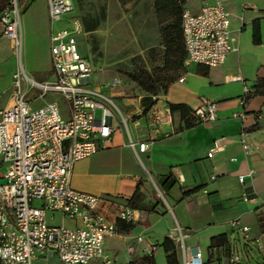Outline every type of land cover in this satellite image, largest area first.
<instances>
[{
	"label": "built area",
	"instance_id": "2783aa9c",
	"mask_svg": "<svg viewBox=\"0 0 264 264\" xmlns=\"http://www.w3.org/2000/svg\"><path fill=\"white\" fill-rule=\"evenodd\" d=\"M19 1L0 0L2 33L13 41L17 53L21 47ZM47 1L54 79L35 81L22 68V72L14 75L10 103L0 110V261L33 264L39 255L56 257L58 264H92L100 260L111 264L104 250V240L123 233L117 221L133 223L138 219V210L121 204L116 217L109 218L102 210L105 199L73 187L72 171L78 161L103 149L120 127L128 131L129 146L135 151L146 152L150 143L134 141L129 117L115 102L121 80L114 78L102 85L93 84L95 68L81 53L79 45L84 31L82 20L69 17L65 25L54 26L74 9L73 1ZM230 27V13L220 1L203 6L197 13L185 9L182 16L185 63L222 65L236 50ZM34 89L41 99L49 92L62 94L66 107L61 108L58 102L51 101L34 109L28 98ZM251 91L245 83L243 103ZM97 109L101 110L100 119L96 118ZM173 112L169 105L151 103L139 114H146L151 125L159 128L171 123ZM117 113L122 116L123 124ZM191 115L194 123H212L217 120V104L203 101L192 109ZM236 116L245 117V113ZM133 123L139 126L140 120L135 118ZM246 134L244 131L240 134V141L249 154L253 147L246 141ZM225 139L223 136L214 140L208 157L224 150ZM253 174L254 170L249 169L239 176V181L244 183ZM178 177L182 180L181 175ZM48 213H51L50 219ZM56 213L61 216L59 225L52 224ZM241 230L250 239V227L243 225ZM174 238L181 252V264H204L200 247L186 246L180 229ZM136 240L143 244L147 255L157 252L158 245L145 235H138ZM127 250L133 253L134 248L129 245ZM240 262V252L233 251L229 264Z\"/></svg>",
	"mask_w": 264,
	"mask_h": 264
},
{
	"label": "crops",
	"instance_id": "0c3cea01",
	"mask_svg": "<svg viewBox=\"0 0 264 264\" xmlns=\"http://www.w3.org/2000/svg\"><path fill=\"white\" fill-rule=\"evenodd\" d=\"M217 1L230 13L236 50L220 66L202 65L208 68L207 75L197 72L200 64H186L184 59L187 67L178 69L163 99L156 103L157 106L181 103L194 109L203 101H213L217 104V120L185 127L180 111H174L171 123L156 128L146 114H139L144 107L138 101L127 117L132 127H142L144 133L134 137L130 125L129 130L134 141H149V149L135 151L129 146L128 131L120 127L103 149L74 165V188L85 192H89L88 188H102L108 195H117L119 205H130L129 198L141 182L144 206L135 208L138 219L133 222V230L123 232L125 249L129 245L135 248L133 253L124 252L123 264L147 255L143 244L136 240L138 235L153 242L164 241L166 236L177 237L178 229L185 235L186 246L200 247L204 264H229L235 250L241 254L240 264H264V230L259 222L260 216H264V96H252L248 102H242L244 84L252 87L258 77H264V0H186L185 9L197 13ZM256 19L261 22L263 42L259 45L252 40ZM22 20L25 32L34 33L50 44L48 1L38 4L32 0L21 17V25ZM132 104L124 103V107ZM241 112L245 117L236 116ZM135 118L140 120L139 126L134 125ZM243 131L253 147L249 154L240 141ZM223 136L224 150L208 157L214 140ZM249 169L254 170L253 176L241 183L239 176ZM146 170L163 194L155 193L146 181ZM102 210L111 219L118 213L113 205H104ZM243 225L250 227V239L241 230ZM220 234L228 237V251L225 247H210L211 238ZM153 257L156 264L160 261L168 264L165 250L161 259L158 252Z\"/></svg>",
	"mask_w": 264,
	"mask_h": 264
},
{
	"label": "rangeland",
	"instance_id": "374dc122",
	"mask_svg": "<svg viewBox=\"0 0 264 264\" xmlns=\"http://www.w3.org/2000/svg\"><path fill=\"white\" fill-rule=\"evenodd\" d=\"M31 1H19L21 17H23V13ZM42 1L37 0V3H42ZM72 1L74 9L69 14L64 15L62 22H57L54 26L65 25L66 18L71 17V15L82 19L84 31L79 39V44L81 51L91 60L95 68L93 84L102 85L114 78H119L121 80L118 88L120 94H116L115 102L125 116H127V112L132 111L138 105V101L141 103V98L144 96L153 95L156 99L153 103L163 99L169 82L187 66L183 62L179 71L164 67L167 48L161 33L160 17L155 10V0ZM22 68L35 81L53 80L50 44L39 39L34 33L25 32L22 20L21 47L17 53L13 41L4 37L0 25V110L10 103L14 93V75ZM145 71L152 76L157 90L156 94L142 88L130 76V74L141 75ZM23 86L26 89V83ZM37 96L38 91L36 89L28 94L34 109L51 101L58 102L61 108L66 107L64 96L60 93L49 92L42 99L37 98ZM128 102L133 104L124 107V103ZM117 117L123 124L120 113H117ZM96 118H101L100 109L96 111ZM127 119L134 137L144 133L142 127H132V121ZM135 161L145 171L139 160L135 159ZM145 177L155 193L163 194L148 170L145 172ZM88 191L105 199L103 206L113 205L118 208L120 200H118L117 195H108L102 188H88ZM109 196L113 199H110ZM56 215L57 218L52 224L59 225L61 224V216L59 213ZM50 216L51 213H48V219ZM66 224H70L68 219H66ZM123 236L124 234L121 233L114 237H106L104 240V250L105 253L109 254L112 260L111 264H123L121 261L124 259V252L127 250ZM154 243L158 245L157 252L161 259V254L164 253L163 241H154ZM132 246L135 248L134 245ZM133 261L134 264L139 262L137 258H134ZM33 264H58V261H56V257L38 255ZM98 264L104 263L100 260ZM157 264L162 263L160 261Z\"/></svg>",
	"mask_w": 264,
	"mask_h": 264
},
{
	"label": "trees",
	"instance_id": "16d2710c",
	"mask_svg": "<svg viewBox=\"0 0 264 264\" xmlns=\"http://www.w3.org/2000/svg\"><path fill=\"white\" fill-rule=\"evenodd\" d=\"M186 0H155L154 6L161 21V33L167 48V56L165 59L164 67L168 69L178 70L185 59V48L183 41L182 31V16L185 11ZM2 6V5H1ZM1 9V7H0ZM252 40L256 45L262 44V32L260 19H256L253 22ZM197 72L202 75L208 74V68L202 65H198ZM130 76L144 89L156 94V87L152 76L147 71L142 72L141 75L130 74ZM152 82V83H151ZM151 83V84H148ZM252 91L245 97V102H248L252 96L263 95L264 96V77H258L251 87ZM173 111H180L181 118L184 121L185 127H191L195 123L192 120V109L186 104H168ZM169 179V178H168ZM167 179V180H168ZM141 182L137 185V188L133 195L129 198V204L133 208H139L144 206L142 204L144 200V193L141 191ZM259 222L261 228L264 230V216H260ZM118 227L122 232H130L135 227L132 222L117 221ZM168 264H181L180 249L175 241L170 236H166L162 243ZM211 248L225 247L229 250V240L226 234H220L213 236L210 242ZM138 264H156L153 256L145 255L138 259ZM132 261L129 264H134ZM0 264H3L0 261Z\"/></svg>",
	"mask_w": 264,
	"mask_h": 264
},
{
	"label": "water",
	"instance_id": "95a60500",
	"mask_svg": "<svg viewBox=\"0 0 264 264\" xmlns=\"http://www.w3.org/2000/svg\"><path fill=\"white\" fill-rule=\"evenodd\" d=\"M155 100L153 95H149V96H144L141 98V105L143 107H147L149 106L151 103H153V101Z\"/></svg>",
	"mask_w": 264,
	"mask_h": 264
}]
</instances>
